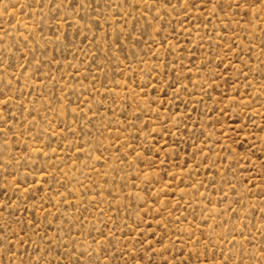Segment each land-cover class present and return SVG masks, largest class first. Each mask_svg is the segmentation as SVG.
Returning <instances> with one entry per match:
<instances>
[{"label": "rangeland", "instance_id": "rangeland-1", "mask_svg": "<svg viewBox=\"0 0 264 264\" xmlns=\"http://www.w3.org/2000/svg\"><path fill=\"white\" fill-rule=\"evenodd\" d=\"M0 264H264V0H0Z\"/></svg>", "mask_w": 264, "mask_h": 264}]
</instances>
